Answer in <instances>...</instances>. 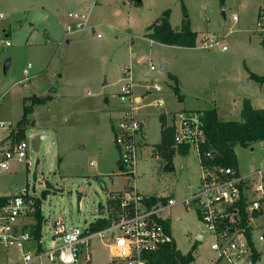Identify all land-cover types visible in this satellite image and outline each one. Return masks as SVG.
<instances>
[{"label": "rangeland", "instance_id": "1", "mask_svg": "<svg viewBox=\"0 0 264 264\" xmlns=\"http://www.w3.org/2000/svg\"><path fill=\"white\" fill-rule=\"evenodd\" d=\"M94 1L28 0L22 9L26 15L12 14L11 27L3 25L10 32L12 46L0 49V117L13 128L23 129L31 165L28 169L15 165L12 172L2 174L0 192L27 184L31 189L35 183L36 189L43 191L41 215L48 228L61 219L68 228L78 226L84 230L85 221L91 224L103 219L110 192L131 187L143 196L178 199L188 187L198 184L199 163L193 151L184 156L175 154L173 173L164 172L163 160L153 156L151 147L161 139L158 113L171 115L182 108L204 110L218 101L233 104L229 120H235L239 117L237 106L244 99L264 105V90H259L246 71L248 67L264 76V46L260 44L264 0H141L140 4L99 0L97 6ZM0 4L5 12L13 8L10 0H0ZM166 10L176 31L182 26L201 36L213 29L217 35L214 38L223 39L230 51L221 55L217 48L186 49L150 40L147 33L153 32L154 23ZM77 11L88 13L99 25L96 31L77 34L72 43L66 44L60 39L71 23L70 14ZM233 16L239 21H232ZM16 18L22 22L16 23ZM98 33L101 39H96ZM6 59L11 65L4 75L2 64ZM163 62L166 68L160 70ZM28 63L33 65L34 76L22 86L18 82ZM148 63L156 71L150 72ZM125 68H130L135 87L147 86L153 92V86L160 85L162 92L153 93V100L165 101L164 106L152 104L147 109L153 114L145 124V144L140 147L134 177L123 174L117 163L118 153L109 129L110 122L118 125L124 111L117 97L111 96L118 93L126 77ZM171 75L177 78V85ZM176 86L184 103L177 101L173 92ZM52 89L58 91L52 93ZM34 98L44 102L35 103ZM234 152L241 173L264 168V145L236 146ZM91 161L94 167L89 166ZM97 172L105 175L96 177ZM168 216L181 254L192 252L194 264H227L217 261L208 239L203 244L195 243L198 220L193 213L177 206ZM45 234L48 238L49 233ZM19 259L18 253L8 251L0 255V264L20 263ZM111 260L110 248L96 236L83 250L79 264H110ZM256 264H264V254Z\"/></svg>", "mask_w": 264, "mask_h": 264}, {"label": "built area", "instance_id": "2", "mask_svg": "<svg viewBox=\"0 0 264 264\" xmlns=\"http://www.w3.org/2000/svg\"><path fill=\"white\" fill-rule=\"evenodd\" d=\"M69 18L71 23L66 26L67 33L88 28L87 15L73 13ZM4 19L5 15L0 13V49L12 46L10 32L2 24ZM232 21H237V17L233 16ZM100 37L96 34V38ZM220 44V39L209 35H201L196 41V46L203 50ZM220 48L223 52L227 50L226 45ZM147 66L150 72L156 71L152 64ZM31 69L30 63L23 68L18 82L20 85L27 86L32 76ZM124 72L125 81L115 95L124 111L114 129L113 144L123 174L133 176L143 144L144 124L136 114L138 103L129 68H125ZM153 90L159 93L162 88L154 85ZM2 103L3 96L0 94V107ZM162 104L160 99L155 101V105ZM166 126L173 130L174 150L186 146L188 153L193 151L197 156L199 180L189 193L176 199L167 195L143 196L131 187L121 192H110L103 218L108 226L85 235V229L94 228L92 223H87L82 230L78 226L68 228L61 219L50 223L48 228L46 221L43 229L49 233V245L44 247L46 232L43 229L39 239H36L31 230L20 224V219L34 217L37 211L41 212L43 191L39 192L35 183L31 189L28 184L14 192L8 188L4 194L0 192V250L18 253V264H79L83 250L97 236L104 246L110 248V264H150L151 254L165 245L174 244L168 215L173 207L180 206L184 211L193 213L198 220L195 243L203 244L208 239L217 261L256 264L258 260H253V254L259 253L255 240L264 243V168L243 174L237 165L226 167L215 164L212 151H201L206 136L201 115L196 111H175ZM18 134V128H13L0 117V176L12 172L15 165L26 169L31 165L29 143L25 137L19 139ZM149 199L154 202L148 205Z\"/></svg>", "mask_w": 264, "mask_h": 264}, {"label": "trees", "instance_id": "3", "mask_svg": "<svg viewBox=\"0 0 264 264\" xmlns=\"http://www.w3.org/2000/svg\"><path fill=\"white\" fill-rule=\"evenodd\" d=\"M169 15L170 11L166 10L160 19L161 24L154 27L153 32L147 34L146 37L167 46L186 49L195 48L197 34L185 27H182L179 31L173 30L169 25ZM249 75L253 81L264 87V76H257L253 73H249ZM173 92L177 101L182 102L183 98L177 86L173 88ZM33 101L38 104L44 102L37 98H34ZM196 112L201 115L206 136V142L202 145L201 151H212L213 161L217 165L235 167L237 165L234 152L236 146L247 148L258 142L264 143V109L254 108L248 99L243 100L239 121H220L215 109ZM160 120L164 128L161 130L160 143L152 147V154L154 157H160L163 160L162 170L164 172L172 173L174 172L173 157L175 154L186 155L188 148L180 146L177 150H174L172 148L173 130L166 126L163 118H160ZM23 137V129L20 128L18 138ZM153 202V199L147 200L148 205ZM36 220L34 236L39 239L43 220L39 211L36 213ZM92 226L95 231H100L108 226V222L105 219H97L92 223ZM149 257L150 264H194L192 252L185 255L181 254L176 250L175 243L163 246ZM258 258L259 255L254 252L253 260L257 261Z\"/></svg>", "mask_w": 264, "mask_h": 264}, {"label": "crops", "instance_id": "4", "mask_svg": "<svg viewBox=\"0 0 264 264\" xmlns=\"http://www.w3.org/2000/svg\"><path fill=\"white\" fill-rule=\"evenodd\" d=\"M28 0H10V4L9 5H12L13 4V8H10V10H8V12H5V10H3L2 8H1V5L2 4H0V13H3L4 15H5V19H4V21H3V25L5 26V24L8 26V27H11V22L9 21L10 20V15H12V14H16V16L17 15H19V16H21V14L22 15H26L25 13H26V11H24V10H22L23 9V6H25V3L27 2ZM95 3V5L94 6H97L98 4H100V1L99 0H95L94 1ZM128 3L129 4H140V3H137V1L136 0H128ZM4 9H5V7H4ZM42 10H44V7H42ZM225 11V10H224ZM74 13H79V14H84V15H87L88 16V28H86L85 30H82V31H76V32H73V33H67V31H66V27H65V31H64V35L61 37V39L60 40H63L64 39V41L63 42H65L66 44H70V43H72L73 42V38L74 37H76L77 36V34H80V33H82V32H89V30H92V31H96L97 30V27H98V23H96L95 21H93V19L91 20V17H89V15H88V13H86V12H84V11H77V12H74ZM73 14V13H72ZM169 17H170V15H169ZM70 19V18H69ZM170 19V18H169ZM8 20V21H7ZM70 21H71V19H70ZM239 21V19L237 18V21L236 22H238ZM19 22H22L21 21V19H18V18H16V23H19ZM70 24V23H69ZM68 25V24H67ZM169 25H170V22H169ZM31 26H32V24H31ZM6 27V26H5ZM170 27L173 29V30H176V29H174V27H172L171 25H170ZM7 28V27H6ZM149 28H151V27H148L147 28V32H148V29ZM181 28H182V26H181ZM177 30H179V29H177ZM181 30V29H180ZM192 32H194V31H192ZM196 34H197V38L198 37H200L199 36V34H198V32H195ZM99 34V33H98ZM147 34H149V32L147 33ZM100 35V34H99ZM205 35H209V36H211V37H215V36H217L216 35V31H214L213 29H211V30H209L208 32H206L205 33ZM261 37H262V41H261V45H263L264 46V32H262L261 33ZM96 39H101V37L100 38H96ZM219 39V38H218ZM220 41H221V44L220 45H218V46H215V47H213V48H217V54H221V55H223V54H226V53H228L229 51H230V47L224 42V40L223 39H220ZM247 42H249L250 43V40H247ZM46 43H49V39H48V37H46ZM222 45H226L227 46V50L225 51V52H223V51H221V46ZM172 47H176V46H172ZM198 48V47H197ZM213 48H210V49H213ZM194 49V48H193ZM195 49H196V47H195ZM210 49H207V50H210ZM11 65V64H10ZM161 65H163L164 66V68L163 69H165L166 68V65H167V63L166 62H163ZM32 69H33V65H32ZM31 69V70H32ZM129 70H130V68H129ZM161 70V69H160ZM246 71H247V73L249 74V73H253V74H255V75H257L256 73H254V72H251V70H249V68L248 67H246ZM123 72H124V69H123ZM131 74V73H130ZM248 74H245V76L247 77V78H249V75ZM124 75H125V72H124ZM32 76H34V75H32ZM31 76V78H33ZM126 76V75H125ZM258 76V75H257ZM126 78V77H125ZM125 78L121 81V83L123 84L124 83V81H125ZM170 78L173 80V79H175L174 80V82L176 83V85L178 84V80H177V78L175 77V76H173V75H171L170 76ZM134 82V81H133ZM135 84V83H134ZM107 85V83L105 82L104 84H103V86H106ZM259 85V90H264V87L263 86H261L260 84H258ZM158 86H160V85H158ZM161 87V86H160ZM162 88V87H161ZM59 89V88H58ZM120 89V88H119ZM58 90H54V92L51 90V92L52 93H56ZM119 92V91H118ZM134 92H135V96H136V102L138 103L137 105H138V109H137V111H136V114H137V117L143 122V124H144V129L146 128V125L145 124H147L148 123V121L150 120V116L153 114V113H150V111L149 110H147V109H149V108H152L153 106H152V104L154 105V107H157V105H155V101L156 100H158V99H156V100H153V98H154V96H153V93H155V94H158V93H156L154 90H153V92L150 90V88H148L147 86H142L141 85V87L139 86V84L138 85H136V87L134 88ZM161 92H162V90H161ZM179 92H180V90H179ZM160 93V92H159ZM112 98H116L115 97V95L113 94L112 96H111ZM182 98H183V96H182ZM160 100H162L163 101V104H162V106H164L165 105V101L162 99V98H160ZM245 100V99H244ZM250 102H251V105L254 107V108H256V109H264V105H258V104H256L254 101H252L251 99H248ZM105 103L106 104H109V100L108 99H105ZM118 103H119V101H118ZM181 103H184V99L182 100V102ZM243 103V102H242ZM119 105L120 106H122L120 103H119ZM240 105V106H239ZM123 107V106H122ZM233 104L232 105H230V103H228V104H226V103H222V102H218V101H214L213 102V104H212V107L211 108H209V109H204V110H210V109H215L216 110V113H217V117H218V119L220 120V121H239L240 120V111H241V108H242V104H238V108H237V115L239 116L237 119H235V120H229V116H231V113H233L234 111L232 110L233 109ZM232 108V109H231ZM179 110H186V109H184V108H182V109H179ZM179 110H175V111H179ZM186 111H190V110H186ZM193 111V110H192ZM194 111H203V110H194ZM119 112H120V110H119ZM170 113L171 112H169V114L168 113H166V111H164V112H161V113H158L157 114V116H158V120H159V122H160V118H163L164 120H165V122H166V120H167V116L168 115H170ZM121 114V118H122V115H123V112H121L120 113ZM121 118H120V120H119V123H120V121H121ZM118 123V124H119ZM117 126V125H116ZM115 125H113L111 122H110V124H109V129H110V131H112L113 133H114V129H115V127H116ZM162 127H163V125L161 126V130H162ZM143 134H144V136H143V144H145L144 143V141H145V131L143 132ZM160 142H158L157 144H159ZM143 144H142V146H143ZM157 144H155V145H157ZM114 145V144H113ZM155 145H153V146H155ZM257 145H264V143L263 142H258V143H255L254 145H252V146H257ZM152 146V147H153ZM251 146V147H252ZM152 147H151V151H152ZM251 151H253V148L251 149ZM188 154V153H187ZM186 154V155H187ZM93 162V165H90V163H92ZM89 163V166H95V162L94 161H91ZM256 169V168H255ZM173 173V172H172ZM96 177H102V176H104L105 174L104 173H102V172H97L96 173ZM134 175H135V173H134ZM134 175H133V177H134ZM112 183H114V181H111ZM194 187H196V185H194V186H190V187H188L189 189H188V191L185 193V194H187V193H189L190 192V189H193ZM11 189H14V188H11ZM127 189V188H126ZM125 189V190H126ZM115 192H121V191H115ZM185 194H183V195H185ZM182 195V196H183ZM175 207H177V206H175ZM174 207V208H175ZM40 214H41V212H40ZM42 216V215H41ZM43 218V217H42ZM44 222H46V220H44V218H43V220H42V225H41V229H40V233H41V231H42V229H43V223ZM47 223V222H46ZM20 224L21 225H25V228H28L29 230H31L32 232H33V235H34V231H35V226H36V224H37V220H36V214H35V216L34 217H25V218H22V219H20ZM43 231H44V229H43ZM47 238V237H46ZM46 240L49 242V239L47 238V239H43V245H44V247H46V246H48L49 245V243H47L46 242ZM259 245H260V249L258 248L259 247ZM255 248H256V250H257V252L259 253V258H258V261L261 259V257L263 256V254H264V243H260V242H258L257 240H255ZM4 253H6V252H4V251H2V250H0V255L1 254H4ZM19 261H20V259H19ZM258 261H257V263H258ZM44 263V262H43ZM43 263H41V264H43ZM227 263V262H226ZM16 264H18V263H16ZM228 264V263H227Z\"/></svg>", "mask_w": 264, "mask_h": 264}, {"label": "water", "instance_id": "5", "mask_svg": "<svg viewBox=\"0 0 264 264\" xmlns=\"http://www.w3.org/2000/svg\"><path fill=\"white\" fill-rule=\"evenodd\" d=\"M136 1H137V3H141V0H136ZM221 13H222V15H224V8L221 9ZM160 23H161V20L158 19V20L154 23L153 27L159 26ZM10 64H11L10 59H6V60L4 61V64H3V74H4V75L7 73L8 68L10 67ZM163 68H164V66L161 65L160 69L162 70ZM54 90H55V89H52L53 92H54ZM32 125L34 126V123H33ZM162 128H164V126H163ZM14 190H16V189H10V192H14ZM99 207L101 208V207H102V204H99ZM84 224L86 225L87 222L85 221ZM94 230H95V229L92 228V227L89 228V229H85V230H84V234H85V235H89V234L93 233Z\"/></svg>", "mask_w": 264, "mask_h": 264}]
</instances>
